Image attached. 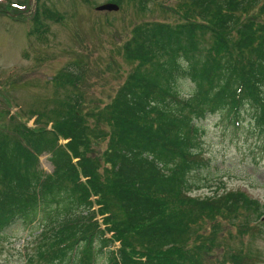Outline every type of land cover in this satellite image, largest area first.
Returning a JSON list of instances; mask_svg holds the SVG:
<instances>
[{
    "label": "trees",
    "instance_id": "obj_1",
    "mask_svg": "<svg viewBox=\"0 0 264 264\" xmlns=\"http://www.w3.org/2000/svg\"><path fill=\"white\" fill-rule=\"evenodd\" d=\"M181 1L184 20L132 29L124 52L137 65L109 102L89 110L81 93L69 94L59 110L40 111L35 128L12 116L0 134V249L16 226L39 222L40 264H96L102 254L103 264H204L226 225L240 237L264 233L259 199L196 196L191 178L210 165L200 124L210 114L239 125L246 112L264 134V0ZM78 79L68 68L55 82ZM259 260L240 249L214 263Z\"/></svg>",
    "mask_w": 264,
    "mask_h": 264
},
{
    "label": "rangeland",
    "instance_id": "obj_2",
    "mask_svg": "<svg viewBox=\"0 0 264 264\" xmlns=\"http://www.w3.org/2000/svg\"><path fill=\"white\" fill-rule=\"evenodd\" d=\"M34 1L0 0V134L13 129L16 122L10 121L12 116L35 128L39 112L59 110L69 94L81 93L84 108L89 110L109 102L137 65L130 63L124 52L132 29L143 22L184 20L175 9L182 8L181 0H144V9L140 0H123L118 12L96 10L110 0H40V21L45 26L37 29ZM68 68L79 77V83L58 87L57 74ZM189 87L184 84L182 93ZM244 114L239 125L223 113L200 121L203 153L210 165L191 175L201 187L194 195L242 190L264 203V134L254 119ZM106 145L95 142L96 155L102 156ZM50 156L40 157L47 173L54 169ZM102 218L97 216L100 221ZM41 226L39 222L16 226L0 249V264H40ZM225 231L212 251L214 257L205 254L204 264H215L217 258L240 249L259 256L257 264H264V233L256 238L240 237L229 225ZM119 243L112 249L119 248ZM105 258L98 255L96 264H103Z\"/></svg>",
    "mask_w": 264,
    "mask_h": 264
},
{
    "label": "water",
    "instance_id": "obj_3",
    "mask_svg": "<svg viewBox=\"0 0 264 264\" xmlns=\"http://www.w3.org/2000/svg\"><path fill=\"white\" fill-rule=\"evenodd\" d=\"M98 10L101 11H119V6L116 4L108 3L107 5H102L98 7Z\"/></svg>",
    "mask_w": 264,
    "mask_h": 264
}]
</instances>
